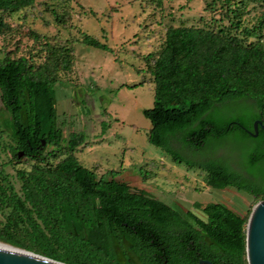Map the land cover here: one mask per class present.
Returning <instances> with one entry per match:
<instances>
[{
    "label": "trees",
    "instance_id": "16d2710c",
    "mask_svg": "<svg viewBox=\"0 0 264 264\" xmlns=\"http://www.w3.org/2000/svg\"><path fill=\"white\" fill-rule=\"evenodd\" d=\"M33 1L0 0V13L13 14ZM221 1L225 26H168L160 50L143 56L153 101L141 113L150 124L147 142L173 163L199 169L212 189L229 187L261 200L264 130L258 126L255 136L248 131L255 119L264 127V5L246 26L245 0ZM7 28L0 18V31ZM80 41L109 50L86 33ZM70 54L52 48L39 65L22 56L0 61V104L8 114L0 129L13 142L11 157L19 159L21 150L43 161L53 152L44 153L48 146L65 153L53 165L17 170L18 193L0 176V207L8 209L0 241L65 264H246L250 209L240 215L220 202H195L200 216L189 210L183 216L115 180L116 172L104 180L77 161L81 138H63L53 89L57 67L68 70Z\"/></svg>",
    "mask_w": 264,
    "mask_h": 264
},
{
    "label": "rangeland",
    "instance_id": "374dc122",
    "mask_svg": "<svg viewBox=\"0 0 264 264\" xmlns=\"http://www.w3.org/2000/svg\"><path fill=\"white\" fill-rule=\"evenodd\" d=\"M221 2L34 0L31 6L13 14L0 13L8 26V30L0 31V61L7 55L22 56L39 65L52 48L70 49V67L56 70V121L65 140L70 133L79 134L81 143L74 156L82 166L104 180L114 171L115 180L133 190H144L183 216L188 210L200 216L193 207L195 202H220L244 215L258 200L229 187L212 189L204 184L202 171L173 163L161 149L147 142L150 124L141 113L153 101V83L143 56L160 50L168 26L212 30L225 26ZM245 5L242 22L251 26L264 0H245ZM261 31L264 44V28ZM82 33L105 43L109 50L83 44ZM7 116L0 104V126ZM13 146L8 132L0 129V176L17 193V170L47 167L65 156L64 150L48 146L44 153L53 152L43 161L35 162L23 155L15 159L10 154ZM7 211L0 207V225Z\"/></svg>",
    "mask_w": 264,
    "mask_h": 264
},
{
    "label": "water",
    "instance_id": "95a60500",
    "mask_svg": "<svg viewBox=\"0 0 264 264\" xmlns=\"http://www.w3.org/2000/svg\"><path fill=\"white\" fill-rule=\"evenodd\" d=\"M264 127L260 120L252 122L253 132L249 135L255 136L257 127ZM44 141H41L43 145ZM22 156L18 152L16 157ZM244 250L246 264H264V199L256 201L250 208L245 224ZM0 264H65L51 258L33 253L31 251L0 243ZM196 264H212L209 260L199 259Z\"/></svg>",
    "mask_w": 264,
    "mask_h": 264
},
{
    "label": "flooded vegetation",
    "instance_id": "af4514ba",
    "mask_svg": "<svg viewBox=\"0 0 264 264\" xmlns=\"http://www.w3.org/2000/svg\"><path fill=\"white\" fill-rule=\"evenodd\" d=\"M17 151H19V152H20L21 150H17ZM21 152H22V151H21ZM22 154H23V152H22Z\"/></svg>",
    "mask_w": 264,
    "mask_h": 264
},
{
    "label": "bare ground",
    "instance_id": "6f19581e",
    "mask_svg": "<svg viewBox=\"0 0 264 264\" xmlns=\"http://www.w3.org/2000/svg\"><path fill=\"white\" fill-rule=\"evenodd\" d=\"M0 243H3V242H0ZM3 244H5V243H3ZM7 245V244H6Z\"/></svg>",
    "mask_w": 264,
    "mask_h": 264
}]
</instances>
